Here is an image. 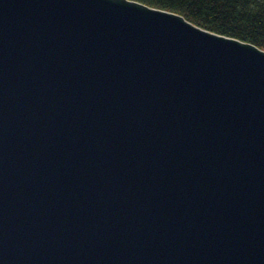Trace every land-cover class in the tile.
<instances>
[{
	"label": "water",
	"instance_id": "95a60500",
	"mask_svg": "<svg viewBox=\"0 0 264 264\" xmlns=\"http://www.w3.org/2000/svg\"><path fill=\"white\" fill-rule=\"evenodd\" d=\"M0 264H264V49L0 0Z\"/></svg>",
	"mask_w": 264,
	"mask_h": 264
},
{
	"label": "trees",
	"instance_id": "16d2710c",
	"mask_svg": "<svg viewBox=\"0 0 264 264\" xmlns=\"http://www.w3.org/2000/svg\"><path fill=\"white\" fill-rule=\"evenodd\" d=\"M264 49V0H135Z\"/></svg>",
	"mask_w": 264,
	"mask_h": 264
}]
</instances>
